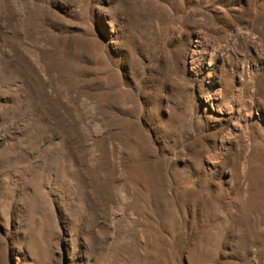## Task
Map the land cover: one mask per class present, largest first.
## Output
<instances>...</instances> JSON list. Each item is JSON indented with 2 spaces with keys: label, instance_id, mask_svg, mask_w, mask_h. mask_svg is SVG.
<instances>
[{
  "label": "rangeland",
  "instance_id": "rangeland-1",
  "mask_svg": "<svg viewBox=\"0 0 264 264\" xmlns=\"http://www.w3.org/2000/svg\"><path fill=\"white\" fill-rule=\"evenodd\" d=\"M0 264H264V0H0Z\"/></svg>",
  "mask_w": 264,
  "mask_h": 264
}]
</instances>
